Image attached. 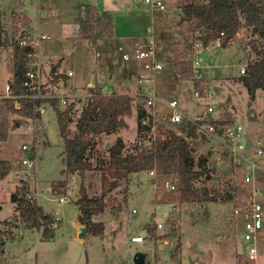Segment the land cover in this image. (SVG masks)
I'll return each mask as SVG.
<instances>
[{
    "label": "rangeland",
    "instance_id": "obj_1",
    "mask_svg": "<svg viewBox=\"0 0 264 264\" xmlns=\"http://www.w3.org/2000/svg\"><path fill=\"white\" fill-rule=\"evenodd\" d=\"M163 1L165 9L160 10L144 0H0V10L10 35L13 13H26L34 19L42 16L38 28L31 24L21 31L47 38L38 43L37 49L41 61L40 81L48 89L47 96L77 103L72 135L89 95L87 82H92V87L101 86L105 94L135 97L132 115L126 118L127 127L96 138L97 146L89 154L93 165H98V157L107 159L108 148L119 139L125 142L126 153H131L134 145L141 142L137 134V106L144 107V94L152 91L155 104L146 110L155 115L156 134L161 126L176 130L179 125L170 121L173 111L169 103L172 101L178 103L183 118L241 128L233 137L202 131L192 142L196 158L206 157L212 174V179L198 183V187L222 193L237 186L244 188L247 186L245 174L251 171V164L256 163L262 166L256 170V180L264 197V156L258 155V143L264 147V89H258L252 98L239 81L243 76L241 71L246 70L250 59L254 58L253 51L246 46L250 33L243 29L227 48L194 47L193 26L190 22H181L179 15L181 5L188 0ZM82 4H95L100 11L112 12L116 25L113 42L105 36L104 43L95 49L97 45L91 47L90 40L88 43L77 41ZM150 49L153 58H136L138 52ZM176 50L179 53L173 55ZM124 54L130 59H123ZM195 54L201 59L198 69L191 65L196 80L179 79L173 62L190 60L192 63ZM157 63L163 66L162 71L153 68ZM54 67L63 76H67L68 70L74 76L53 84ZM10 71L11 49L0 47V96L7 94L5 85ZM135 75L145 79H134ZM196 92L211 93L217 100L212 112L198 101ZM60 107L64 109L62 103ZM10 127L8 140L0 144V160L11 164L10 173L0 182V231L11 229L15 234L13 240L6 241L3 258L8 264H134V255L139 251L147 254L151 264H238L241 254H247V244L241 239L242 222L234 213V202L165 201L166 196L173 193L147 172L130 176L127 189L124 181L107 197V209L94 218L104 224V233L81 238L76 205L81 179L64 173V142L55 111L44 104L37 120L12 114ZM24 145L28 146L27 151L23 150ZM31 159L35 162L34 168L23 164V160ZM25 174L29 176L23 180ZM61 181L66 182L63 188ZM84 184L90 196L100 195L101 172H89ZM21 185L27 186L33 200L54 218L52 239L45 240L43 230L2 223H15L11 195ZM61 197L69 201L60 203ZM260 201L264 203V198ZM156 221L162 222V228H158ZM149 229L153 232L148 233ZM134 236L146 239L135 244L131 241Z\"/></svg>",
    "mask_w": 264,
    "mask_h": 264
},
{
    "label": "trees",
    "instance_id": "obj_2",
    "mask_svg": "<svg viewBox=\"0 0 264 264\" xmlns=\"http://www.w3.org/2000/svg\"><path fill=\"white\" fill-rule=\"evenodd\" d=\"M180 10L185 16L181 21L190 22L193 26V42L200 43L204 48L217 45L227 48L244 29L250 33V40L246 43L254 53V58L248 64L245 73L239 80L247 89L252 98L258 89H264V0H188L181 5ZM86 15L78 26L79 37L90 40L94 44L99 39L115 36V23L110 12L96 13L94 7L87 6L82 9ZM14 26L11 35L5 28L3 13L0 10V47L11 49V71L8 85L12 96L3 98L0 102V144L7 141L10 131V116L17 114L25 119L37 120L41 117V108L49 104L56 113L61 138L64 142L63 162L64 173L74 174L81 179L79 196L76 205L79 209L77 223L86 228L87 235L101 236L105 231L103 223L96 222L94 218L103 214L108 207L107 197L126 182L132 175L144 172H154L155 180L162 184L170 180H177V189L172 196H166L165 201L178 200L181 203H215L234 202L235 207L242 204L245 192L242 187L232 188L230 192L222 193L208 187H198L200 182L212 179L210 169L207 167V158L195 156L192 144L198 139L199 133L205 131L203 125L219 124L215 122H202L201 120L186 119L176 126V130L161 126L156 138L148 146L141 142L134 145L131 153H126V144L122 139L108 148L107 159L98 157V165H93L89 158L90 152L96 148V138L101 135H112L127 127L126 118L132 115L135 97L128 94H105L101 86L90 87L76 121V131L72 135L71 125L77 103L71 102L63 108L60 107L59 97L47 96L48 89L41 85V96L24 86L27 80L29 67L27 54L34 51L31 46H21L19 38L24 35L25 27L32 24L31 20L21 14L13 13ZM21 23V27L18 24ZM22 28V29H21ZM21 32V33H20ZM20 33V36L18 34ZM223 34V36H222ZM178 54L179 51L172 52ZM175 70L181 80H196L190 60H178ZM55 84L66 76L52 74ZM200 93V92H196ZM205 93V92H204ZM142 95V94H141ZM140 97V95H139ZM143 97V96H142ZM156 125L153 115L145 107L137 106L138 132L147 128L142 126L143 120ZM185 135V136H184ZM11 171L8 161L0 160V182ZM89 172H101L102 192L97 196H90L84 184ZM65 181L59 182L63 188ZM54 191L56 187L53 188ZM61 190V189H60ZM125 192V190H124ZM28 188L25 185L16 187L11 195L14 204L15 223L2 222L18 228L43 230L45 240L53 238L55 229L54 218L45 213L37 201L27 198ZM178 194V196H175ZM153 231L149 229L148 233ZM15 234L9 231H0V264H8L3 258L7 239H14ZM242 257V256H241ZM239 259L238 264H255L253 261Z\"/></svg>",
    "mask_w": 264,
    "mask_h": 264
},
{
    "label": "built area",
    "instance_id": "obj_3",
    "mask_svg": "<svg viewBox=\"0 0 264 264\" xmlns=\"http://www.w3.org/2000/svg\"><path fill=\"white\" fill-rule=\"evenodd\" d=\"M145 3L151 4L153 8H157L160 10L165 9L164 1L163 0H144ZM223 36V34H222ZM47 39L45 35H37L32 36L31 34H24L19 38V44L21 46H31L34 48V51L27 54L26 58L28 61V77L27 80L24 82V86L30 88L32 91H37L38 95L41 96V61L40 56L38 55L37 49H38V43L42 40ZM219 46V40L216 43ZM194 47H203L202 44L196 43ZM151 48V46L149 47ZM196 55V54H195ZM193 56L192 59V66L194 69H198L201 63V59H199L197 56ZM195 57V58H194ZM136 58L138 59H146V58H153V50L150 49L147 52L141 51L138 52L136 55ZM123 59L129 60L130 57L127 54L123 55ZM150 66L148 65L147 68ZM157 71H162L163 66L161 64H155L153 67ZM242 74L245 73V70L241 71ZM74 74L72 71L67 72V76L70 78ZM139 80L145 79L143 77H135ZM6 96H0V102L3 98H9L12 96V91L10 89V86L6 85ZM196 96L198 98V101L202 104H206L208 107V112L213 111V107L217 105V100L212 97L211 93H207L206 95H200V93H196ZM145 98V108L154 106L156 97L153 94L152 91H149L144 94ZM62 106L65 107L67 105V101L65 98L61 100ZM169 107L173 111V115L171 116V123L174 124H181L183 123L187 118H183L182 112L178 107V103L176 101H172L169 103ZM142 126H146L147 128L142 129L140 131L139 137L141 139V143L145 146H148L151 144V140L156 138L155 129L157 128L156 125H151L148 120L142 121ZM203 129L206 132H217V133H225L229 137H233L234 135H238L241 132L240 127H233L232 124H213L209 125L208 127L203 126ZM259 144V150L258 155L264 156V147ZM29 148L28 146H23V150L27 151ZM232 153L235 154L236 152L232 150ZM23 164L26 165L29 168L35 167L34 159L31 160H23ZM251 171H247L244 177V183L247 186H244L243 191L245 192V196L242 200V204L240 206H236L234 208V213L236 216H238L241 219L243 232L241 234V239L245 241L247 244V254H241V256L246 261H253L255 264H263L264 262V203H262L260 200L263 199V192L262 189L257 185L256 180V170L262 169L261 165H258L256 163H252ZM152 176L155 177L154 172L150 173ZM29 174H25L22 178L23 180H26ZM177 180H170L165 183V189L167 191H175L177 189ZM251 185V186H248ZM27 198L30 200H33L32 195L27 194ZM69 200L65 197L59 198L60 203H66ZM158 228H162V222H157ZM145 237L143 236H134L131 241L133 243H143L145 241Z\"/></svg>",
    "mask_w": 264,
    "mask_h": 264
},
{
    "label": "crops",
    "instance_id": "obj_4",
    "mask_svg": "<svg viewBox=\"0 0 264 264\" xmlns=\"http://www.w3.org/2000/svg\"><path fill=\"white\" fill-rule=\"evenodd\" d=\"M81 6V12H82V9L83 8H85V7H87V6H92V7H94V9H95V11H96V13H98V14H101L102 12H110L111 14H112V12L111 11H107V10H102V11H100L96 6H95V4H82V5H80ZM180 12V11H179ZM31 21L33 20L34 22H32V26L36 29V28H38L39 27V25H40V23H42V16L41 15H39L38 16V18L37 19H34L32 16H30V15H27L26 13H24ZM82 14H83V12H82ZM82 14H80V16H81V20H82V18L86 15H82ZM113 15V14H112ZM113 18H114V23H115V17H114V15H113ZM182 22V21H181ZM79 26V25H78ZM115 28H116V25H115ZM77 31H78V28H77ZM79 33V32H78ZM193 34V33H192ZM79 36H76V39L78 38ZM115 38H116V31H115V36L114 37H112L111 39H110V41L111 42H113L114 40H115ZM77 41H81V42H86V43H88V40H85V39H82V38H80L79 37V39H77ZM104 43V40L103 39H99L95 44L93 43V42H91V41H89V44H90V46L91 47H93V46H95V45H97V47L95 46V49L96 48H98L101 44H103ZM122 46H120V48H121ZM180 47V46H179ZM181 48H183V47H181ZM252 59H250V61H251ZM58 71H59V68H58ZM68 71H71V70H68ZM58 73H60V72H58ZM67 75V74H66ZM74 76V75H73ZM72 76V77H73ZM66 77H68V76H66ZM135 77H136V75L134 76V79H135ZM9 78H10V72L7 74V82H6V85L8 84V80H9ZM71 78V77H70ZM70 78H68V80H70ZM91 84V85H90ZM97 84H99V85H101L100 83H97ZM5 85V86H6ZM92 86H94V84L92 83V82H87V87H92ZM196 94V93H195ZM153 117H155V115H154V113H153ZM80 225L78 224V231H80ZM135 244H138V243H135Z\"/></svg>",
    "mask_w": 264,
    "mask_h": 264
},
{
    "label": "water",
    "instance_id": "obj_5",
    "mask_svg": "<svg viewBox=\"0 0 264 264\" xmlns=\"http://www.w3.org/2000/svg\"><path fill=\"white\" fill-rule=\"evenodd\" d=\"M179 15L181 17H184L185 14L183 11H180L179 12ZM56 72V67L53 68L52 70V73L54 74ZM91 85V84H90ZM108 147H110V144H107ZM86 234V228L81 226L80 227V234L79 236L82 238L84 237ZM133 262L134 264H151L150 261H148V257H147V254L145 252H136L135 255H134V258H133Z\"/></svg>",
    "mask_w": 264,
    "mask_h": 264
}]
</instances>
